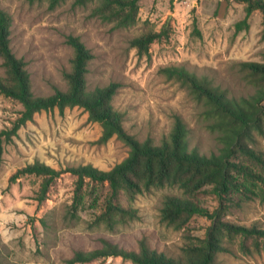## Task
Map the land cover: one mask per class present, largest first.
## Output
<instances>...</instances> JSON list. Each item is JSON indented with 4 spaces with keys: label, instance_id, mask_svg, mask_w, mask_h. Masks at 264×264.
Wrapping results in <instances>:
<instances>
[{
    "label": "rangeland",
    "instance_id": "374dc122",
    "mask_svg": "<svg viewBox=\"0 0 264 264\" xmlns=\"http://www.w3.org/2000/svg\"><path fill=\"white\" fill-rule=\"evenodd\" d=\"M66 0L56 8L49 0H0V6L13 17L11 45L27 62L36 95L53 93V85L67 89L63 75L71 68L74 50L69 35L79 36L94 53L88 74L89 88L113 80L121 86L113 99L124 113L127 131L143 141L151 137L159 144L181 115L191 130L192 146L210 154L219 144L216 132L207 127L204 106L178 80L168 78L162 68L184 66L221 86L232 96L254 91L243 79L238 63L264 62L263 14L255 10L249 27L237 31L245 18V5L236 0H141L139 20L129 27L92 16L95 4L75 6ZM166 34L155 40L149 55L140 56L130 45L134 36L149 30ZM4 73L0 59V75ZM23 106L0 93V130L11 125ZM102 126L91 121L82 107L42 111L20 128L12 142L5 144L0 162V264H135L121 256L101 257L91 262L72 263L78 251L89 252L108 243L127 250H139L143 242L173 258L184 255L188 241L204 237L210 220L195 216L184 228L161 221L160 209L166 194L183 195L176 187L154 188L120 203L135 216H101L111 198L107 182L87 180L74 207L77 176L64 171L51 186L45 200L39 201L41 177H11L36 160L56 169L81 164L109 170L123 161L131 147L113 137L99 142ZM264 148V142L262 143ZM214 209V194L197 195ZM226 219L248 226L264 227V201L261 197L232 206ZM241 239L230 242L234 253H219L215 264H264V251L244 252ZM252 244V243H251Z\"/></svg>",
    "mask_w": 264,
    "mask_h": 264
},
{
    "label": "trees",
    "instance_id": "16d2710c",
    "mask_svg": "<svg viewBox=\"0 0 264 264\" xmlns=\"http://www.w3.org/2000/svg\"><path fill=\"white\" fill-rule=\"evenodd\" d=\"M64 1L49 0V6L56 8ZM140 1L74 0L73 4H95L92 16L115 22L116 27H129L139 20ZM236 1L244 3L246 12L245 18L236 23L237 31L249 27L248 19L255 10L262 12L264 25V0ZM12 23L11 13L0 6V59L4 68V73L0 75V93L23 106L11 125L0 130V162L5 144L12 142L21 127L33 120L37 113L55 108L61 113L68 107L84 108L89 119L102 126L99 142L106 143L117 137L131 147L129 155L109 170L90 163L63 170L36 160L19 168L12 180L25 175L41 177L38 200L42 201L47 198L55 180L64 171H69L77 176L74 207L79 203L87 180L107 182L111 188V198L101 216L108 219L114 214L135 216L134 209L120 203L121 194L135 197L154 188L176 187L183 190V195L169 193L164 196L160 209L163 223L181 229L197 215L210 220L204 237L198 242L188 241L180 258L170 257L145 242L139 250H127L108 243L89 252H76L72 263L121 256L135 264H215L219 253L235 252L230 242L237 237L241 239L242 251L252 252L253 248L264 251V227L226 219L232 206L258 197L264 201V62L243 60L238 63L243 79L254 88L252 93L240 97L230 95L221 86L184 66L172 65L161 69L168 78L180 81L204 106L202 114L207 120V127L217 133L219 144L217 151L207 154L191 145V130L179 114L174 115L172 130L159 144L151 137L141 141L129 133L124 125V113L113 103L121 82L113 80L107 85L89 88L88 74L95 53L79 36L67 37L74 50L71 68L63 73L67 89L53 85V93L36 95L27 62L23 57H18L12 48ZM166 29L149 30L134 36L129 40L130 45L137 49L140 56L149 55L152 43L162 38ZM204 191L215 195L217 205L214 209L197 197Z\"/></svg>",
    "mask_w": 264,
    "mask_h": 264
},
{
    "label": "built area",
    "instance_id": "2783aa9c",
    "mask_svg": "<svg viewBox=\"0 0 264 264\" xmlns=\"http://www.w3.org/2000/svg\"><path fill=\"white\" fill-rule=\"evenodd\" d=\"M2 197L1 193H0V198Z\"/></svg>",
    "mask_w": 264,
    "mask_h": 264
}]
</instances>
